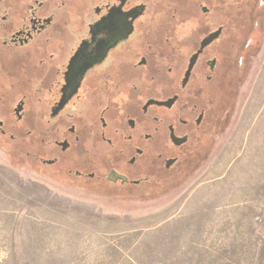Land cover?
I'll return each instance as SVG.
<instances>
[{"label":"flooded vegetation","instance_id":"1","mask_svg":"<svg viewBox=\"0 0 264 264\" xmlns=\"http://www.w3.org/2000/svg\"><path fill=\"white\" fill-rule=\"evenodd\" d=\"M116 11L129 28L110 39ZM263 21L261 0H0V151L28 182L156 198L223 129ZM98 47L73 92L67 68Z\"/></svg>","mask_w":264,"mask_h":264},{"label":"rangeland","instance_id":"2","mask_svg":"<svg viewBox=\"0 0 264 264\" xmlns=\"http://www.w3.org/2000/svg\"><path fill=\"white\" fill-rule=\"evenodd\" d=\"M262 24L223 129L156 198L28 182L0 151V264H264Z\"/></svg>","mask_w":264,"mask_h":264},{"label":"snow or ice","instance_id":"3","mask_svg":"<svg viewBox=\"0 0 264 264\" xmlns=\"http://www.w3.org/2000/svg\"><path fill=\"white\" fill-rule=\"evenodd\" d=\"M264 3V0H261ZM128 17L126 15H121L119 11L110 13L106 18L102 19L98 25V28L102 32H106L110 39L122 38L129 28L127 25ZM106 53L101 48H97L95 54H89L83 49L77 54L73 60L72 64L67 68V81L68 87L74 92L79 86V81L83 76L84 70L91 67L92 64H101L105 59ZM111 68V62L104 65V70L101 75H97L95 78L99 80L109 79V69ZM113 95L117 93L118 90H109ZM119 98V97H118ZM111 99V97H110ZM117 101L113 100L112 103L115 104Z\"/></svg>","mask_w":264,"mask_h":264}]
</instances>
